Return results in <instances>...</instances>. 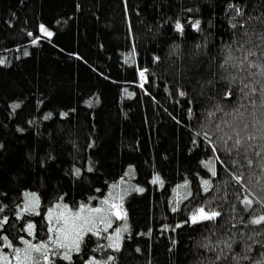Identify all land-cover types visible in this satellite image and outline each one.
Returning a JSON list of instances; mask_svg holds the SVG:
<instances>
[{
	"label": "trees",
	"instance_id": "1",
	"mask_svg": "<svg viewBox=\"0 0 264 264\" xmlns=\"http://www.w3.org/2000/svg\"><path fill=\"white\" fill-rule=\"evenodd\" d=\"M0 59V257L16 264L27 240L46 243L40 264L261 259L264 0H0ZM32 193L39 203L22 211ZM110 195L126 217L64 259L49 210L87 212ZM201 206L221 215L193 223Z\"/></svg>",
	"mask_w": 264,
	"mask_h": 264
},
{
	"label": "snow or ice",
	"instance_id": "2",
	"mask_svg": "<svg viewBox=\"0 0 264 264\" xmlns=\"http://www.w3.org/2000/svg\"><path fill=\"white\" fill-rule=\"evenodd\" d=\"M231 7V5H230ZM200 24V21L197 20L193 27H198ZM176 28L182 29V25L179 21L176 22ZM40 30L44 32L47 36L53 35V33L48 30L43 24L40 25ZM32 43H36V40H33ZM159 59V58H157ZM4 63L3 59H0V64ZM243 61H241V64ZM145 70H141L140 75L142 78H144ZM223 79H228L227 77ZM235 82V78H232V83ZM208 83H211L209 81ZM143 86V85H141ZM252 92H256L257 89L253 87L251 89ZM233 93L231 91V85L229 86V89L225 91V96H231ZM180 95H185L184 92H181ZM264 95V94H262ZM61 115H66V113H61ZM23 131V129H21ZM207 137V133L204 134ZM241 137L239 136V133H237V139H236V145H239L241 143ZM251 139V137H249ZM209 144H212V141L209 140ZM0 147H3V145H0ZM213 148H215V145H213ZM226 151L231 152V148H227ZM235 163V161H233ZM248 163L251 164L252 161L248 160ZM76 174L80 175V169H76ZM213 175H216V172L213 171ZM236 181L239 183L242 180V177L240 175H235ZM187 183V182H185ZM204 183L207 185L208 181L205 180ZM139 191L143 192V188H138ZM26 195H29L26 193ZM33 199L31 201H25V208L22 209V211H33L35 210L37 204L39 203V198L36 197L35 193L30 194ZM122 200V197L120 198ZM245 202L247 204H251L252 201L248 199V197H245ZM103 207H97V208H88L87 213H85V209L87 208L86 205L83 203L80 205V210L74 214L70 213L68 215L61 214L57 217V226L53 227L49 226V231H54L56 233L55 237H49L50 240L54 239V243L59 248L64 249L63 257L66 260H72L71 251L80 252L81 251V245L84 242V237L86 233L88 232H94L96 236H100L101 233L97 229L98 223H103L105 227L110 226L111 224V217L113 214H115L117 217L125 216L126 212H122V206L120 203H117L111 195L109 197H106L105 200L102 202ZM67 208V206H64ZM19 215V213H17ZM220 212L217 211H205L204 207L201 206L200 208L194 210L191 215V221L193 223H196L198 221H204V220H212L215 219L217 216H220ZM49 217L51 220V209L49 210ZM261 221H264V215H260L258 217H253L252 222L253 223H260ZM5 223L7 222V218H5ZM3 227V224H0V228ZM34 228V225L30 222L28 224V229L31 231ZM124 229H127V225L124 226ZM121 229H117L115 234H110L108 239L111 242V247L119 249L120 248V240H121ZM5 241L8 240V237L5 235L3 237ZM21 239H24L21 237ZM211 243V242H209ZM218 243H222L226 245V247L231 250L232 244L229 243L227 240L225 241H218ZM25 244L27 247L21 249V248H14V255L16 264H40V260H38L35 256L36 253H40V259L44 261L50 262V257L47 254V245L45 242L41 241L40 244H31L30 241L25 240ZM9 246L11 245V242L9 241ZM205 247H208V245H204ZM215 247V245L213 246ZM247 247H250L247 246ZM139 250V249H138ZM220 252L219 255L216 256L217 261H221L224 259L223 256V248L218 250ZM244 259H249L247 256L243 257ZM0 259L4 260V264H12V258L11 257H0ZM109 259H112V257H109ZM237 259H240V257H237ZM85 264H100V261L96 260L95 257H90L87 261H85ZM252 264H264V253H261V259L252 262Z\"/></svg>",
	"mask_w": 264,
	"mask_h": 264
},
{
	"label": "rangeland",
	"instance_id": "3",
	"mask_svg": "<svg viewBox=\"0 0 264 264\" xmlns=\"http://www.w3.org/2000/svg\"><path fill=\"white\" fill-rule=\"evenodd\" d=\"M111 197L117 202V197L115 196V195H111ZM29 201H31V200H29ZM104 206V205H103ZM85 213H87V212H85ZM61 214H63V215H68V214H70V212H60L59 214H57L56 212H55V215H53L52 213H51V219L52 220H54V223H53V225H54V227L55 226H57V217L58 216H60ZM72 214H74V213H72ZM114 215V214H113ZM49 217V216H48ZM50 218V217H49ZM113 218L111 217V224L113 225V220H112ZM55 222H57L56 224H55ZM110 224V225H111ZM115 232H116V230H115ZM115 232H114V234H115Z\"/></svg>",
	"mask_w": 264,
	"mask_h": 264
},
{
	"label": "water",
	"instance_id": "4",
	"mask_svg": "<svg viewBox=\"0 0 264 264\" xmlns=\"http://www.w3.org/2000/svg\"><path fill=\"white\" fill-rule=\"evenodd\" d=\"M46 37L48 38L49 36L46 35Z\"/></svg>",
	"mask_w": 264,
	"mask_h": 264
}]
</instances>
